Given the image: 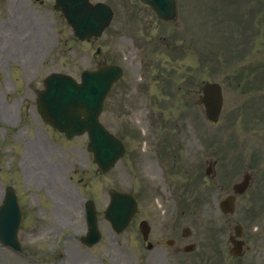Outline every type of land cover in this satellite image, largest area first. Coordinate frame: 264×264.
<instances>
[{
  "label": "rangeland",
  "instance_id": "1",
  "mask_svg": "<svg viewBox=\"0 0 264 264\" xmlns=\"http://www.w3.org/2000/svg\"><path fill=\"white\" fill-rule=\"evenodd\" d=\"M102 1H110L121 12V6L126 0ZM178 1L180 18L185 9L189 11V29L182 18L177 21L179 24H175L179 34V39L172 42L178 52L175 54L180 55L181 50H187L177 62L184 65L182 72L189 68V72L194 70L199 74L193 80H188L189 88L183 86L178 95L172 96L175 99L172 104H166L163 87L153 86V82L146 91L143 90L142 77L136 74L135 64H129L124 79L109 95L100 116L101 122L125 142L126 156L113 171L99 175L95 172V165L92 162L90 164L86 137H77L65 144L64 160L70 165H65L66 171L70 170L69 174L74 176L71 166L73 154L69 150L73 149L71 145H77L72 152L77 158L75 165L78 170L75 176L80 175L82 178L81 185H77L79 190L74 184H68L71 188L65 184V191L50 192L55 200L59 195L61 200L60 208H56L53 203L56 214L49 216V219L57 217L59 223L66 221L65 233L74 242L66 240L61 252L46 249L37 256L41 262H27L0 247V264H264V78L261 76L264 73V20L260 25L257 22L260 15L264 18V0ZM122 15L119 14L114 26L119 30L117 37L111 29L96 40L79 42L65 23L63 43H59L57 29L42 30L45 33L42 39L44 59L40 56L41 45L33 39L30 49L34 52L21 58L27 61H13L11 58L0 60V76H6L9 72L5 67L9 66L14 74L18 71L15 66L24 68L21 69L23 79L17 81L16 85L3 81L0 85V148L3 155L0 162V189L3 184L12 182L10 165L15 144L21 153V137L15 142V127H12L19 104L23 101L33 102L31 90L35 92L41 87L42 77L49 70L70 73L78 78L82 69L95 67L97 63L109 62L126 54V50L130 49L128 40L131 35L126 36L125 33L129 31L126 25H123L122 30L118 28ZM145 15H149L146 10L139 9V13H136L144 30L153 26V33L168 32L157 21L149 24L143 18ZM233 22L231 29L228 23ZM252 26L256 28V41L249 45L248 34ZM169 28L172 29L173 25ZM23 33H26L25 29L11 42V48L22 41ZM163 40L170 43L172 37ZM136 55L146 58L143 51ZM145 55L149 56V53ZM160 56L171 59L168 54L161 53ZM40 61L45 66L38 70L36 66ZM255 61H259L258 68L252 66ZM147 71L143 66L142 72ZM252 77L256 78L259 88L256 94L250 90ZM209 78L224 81L226 104L217 124L207 122L202 108L194 103L199 85L196 83ZM135 83H141L140 88H136ZM238 83L242 87L240 91L236 90ZM234 90L237 97H234ZM2 92H9L10 96L4 94L3 98ZM239 102L240 105H237ZM237 107L241 110H236ZM261 107L263 113L260 111V116H256L254 111ZM29 112L30 117H35L32 109ZM21 125L20 122L19 127ZM29 136L33 137V132ZM188 138L189 205L185 198L180 199V174H172L175 157L178 162L182 161L183 148ZM53 141L58 142L57 139ZM163 141L169 143L164 152L161 151ZM209 160L214 162L210 177L204 174ZM245 171L253 175L250 189L236 197L233 214H222L218 207L219 201L231 193V185L239 181ZM110 186L128 189L136 194L140 203L139 217H146L150 221L154 238L161 239L172 233V236L181 239L178 237L180 228L189 226V243L195 248L187 255L188 259L174 256L173 250L166 246L156 247L143 255L140 252L143 247L139 245L136 224L117 235L102 219L99 227L104 234L100 242L92 247L81 244L77 237L86 231L85 223L80 208L76 215L71 214L72 205L74 203L77 206L83 195H88L95 199L96 207L101 211L107 202V188ZM25 197L26 194H22L25 208H36L39 197L29 194L26 200ZM235 223L243 226L245 243L243 254L237 258L228 253V237ZM254 225L259 226L258 230H253ZM136 244L140 250L136 249ZM49 245L52 247V244ZM27 247L30 249V246ZM30 252L33 257L36 256V252Z\"/></svg>",
  "mask_w": 264,
  "mask_h": 264
},
{
  "label": "water",
  "instance_id": "2",
  "mask_svg": "<svg viewBox=\"0 0 264 264\" xmlns=\"http://www.w3.org/2000/svg\"><path fill=\"white\" fill-rule=\"evenodd\" d=\"M146 1V0H145ZM164 17H170L173 13V3L171 0H147ZM91 5L87 0H58L57 7L62 8L66 18L75 30V34L80 38H88L90 35H98L102 28L107 25L111 11L107 6ZM118 71L111 68H103L94 73L85 72L83 74V83L76 84L73 79L65 75H50L46 80V88L39 93L38 103L40 111L51 121L54 126L63 130L68 137L73 134L88 131L89 144L88 149L94 152L95 160L103 170H107L114 160L120 157L124 151L121 143L109 134L99 123L98 114L102 109L104 95L107 92L112 81L117 76ZM208 104V101L203 99ZM219 103L216 101L209 104L207 114L214 118L217 114ZM44 116V117H45ZM246 182L235 186L236 190L241 191ZM111 204L106 216L112 221L113 225L120 229L129 219L134 211L132 199L122 193L110 190ZM230 201L232 200L229 197ZM0 210V238L5 239L8 235L10 226H12L13 241L16 242L14 231L17 227V219L12 224L15 205L14 201L7 198ZM230 208V202L225 201ZM115 208L123 212L121 223H116L113 217ZM18 216V214H16ZM89 227L94 231V214H89ZM239 233V227L236 229ZM91 233V232H90ZM234 248L232 252L237 254L240 251L239 241H233Z\"/></svg>",
  "mask_w": 264,
  "mask_h": 264
},
{
  "label": "flooded vegetation",
  "instance_id": "3",
  "mask_svg": "<svg viewBox=\"0 0 264 264\" xmlns=\"http://www.w3.org/2000/svg\"><path fill=\"white\" fill-rule=\"evenodd\" d=\"M30 0H0V31L2 35L12 36L22 27L29 25L41 26L46 23L43 17L48 11L49 0L38 1L34 8V16L30 14ZM46 4L45 7L42 5ZM2 8L7 12V16L2 18ZM34 184H43V182Z\"/></svg>",
  "mask_w": 264,
  "mask_h": 264
},
{
  "label": "clouds",
  "instance_id": "4",
  "mask_svg": "<svg viewBox=\"0 0 264 264\" xmlns=\"http://www.w3.org/2000/svg\"><path fill=\"white\" fill-rule=\"evenodd\" d=\"M258 227H259L258 225H254L253 230H258Z\"/></svg>",
  "mask_w": 264,
  "mask_h": 264
}]
</instances>
